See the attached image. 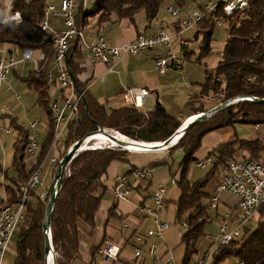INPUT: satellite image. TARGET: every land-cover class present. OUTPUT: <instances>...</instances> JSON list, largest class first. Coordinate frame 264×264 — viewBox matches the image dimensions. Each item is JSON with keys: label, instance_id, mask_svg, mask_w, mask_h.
<instances>
[{"label": "trees", "instance_id": "trees-1", "mask_svg": "<svg viewBox=\"0 0 264 264\" xmlns=\"http://www.w3.org/2000/svg\"><path fill=\"white\" fill-rule=\"evenodd\" d=\"M45 1L14 0L12 11H20L23 23L18 25L0 23V44L15 45L22 51L27 48L35 51L41 49L46 51L51 58L53 37L40 28L44 20ZM168 1L176 5L177 8H182L190 2H196V0H94L93 7L87 10L86 6L81 4L75 16L77 21L89 32L100 34L96 31V27H101L105 21L125 18L134 22L137 12H143L146 20L152 22L156 19L158 8ZM248 9L245 18L238 12L233 16H220L221 21L227 25L222 56L210 71H206L205 80L200 87L199 95L201 97L220 94L222 95L220 103L227 99L238 98V96L264 98V0H251ZM94 18L96 21L93 23ZM213 20L210 14L206 19L196 23L194 38L196 39L198 35L201 37L198 59L210 53L211 34L216 26ZM175 22L177 24L179 21ZM80 49L83 50L79 44H73L69 51L72 58L69 60L68 67L76 77L79 69H77L78 64L75 58L80 56ZM46 76L47 70L38 72L29 70L28 75L22 80L24 84L36 90V97H38L36 104L43 106L49 114V129L44 134L45 137L41 143L40 160L50 150L55 128L49 109L52 96L49 93L50 87L46 82ZM79 83L84 90L81 82ZM84 95L88 102L89 113L86 112V108L81 102L79 104L80 120L72 121L64 133L63 140L61 139V142L65 143V151L62 156L86 132L94 131L99 127L114 130L132 140L147 143L160 142L170 138L175 130L183 124L182 120L170 117L160 104H155L156 106L151 111L144 113L133 106L108 107L91 98L86 91H84ZM194 111V114H197L198 109ZM8 118H10L11 128L17 131L11 159V167L16 172V176L12 178L9 176L10 172H6L5 177L11 181L7 185L16 196L17 190L14 189V186L20 182H27L33 171L28 169L26 163L28 156L25 150L30 130L18 124V118L11 116ZM263 122L264 103L239 100L238 103L227 105L222 110L213 113L210 118H204L189 127L170 148V152L176 148H181L183 151V159L178 167L179 177L176 180L181 193L175 207L176 219L184 218L185 224L184 232L181 234V241L185 245L183 264H192L190 263L191 259L197 252L196 243L204 235L206 206L210 200L205 191L208 179L215 175L218 167L223 166L227 159H235L233 153L240 148L249 150L250 156L247 157L249 159H258L261 148V142L257 138L253 142L234 139L227 141L226 144H219L207 154L213 160L208 174L202 179L189 181L186 176L187 168L194 160L193 153L200 148V140L205 134L213 132L217 128L235 126L239 123L252 125ZM127 152L112 147L95 148L82 151L71 160L69 174L64 176L54 211L51 212V240L54 252L60 255L58 264H72L79 258V224L85 222L94 227L97 210L107 191L104 184L107 170L112 162L119 161ZM36 194L37 192L31 189L23 212L24 219L17 228L18 233H16L14 241L15 264H45L42 225L47 204L39 199V193ZM95 251L92 250V254ZM231 257H234L240 264H264V221L258 222L253 231L243 227L240 237L232 239L227 245H219L211 262L218 264L224 259H231Z\"/></svg>", "mask_w": 264, "mask_h": 264}, {"label": "crops", "instance_id": "crops-1", "mask_svg": "<svg viewBox=\"0 0 264 264\" xmlns=\"http://www.w3.org/2000/svg\"><path fill=\"white\" fill-rule=\"evenodd\" d=\"M47 1L54 3L57 6L60 4V0ZM51 17L52 26L55 29L63 31L64 24L62 18L54 15H51ZM95 21L96 19L92 22L94 23ZM176 27L180 28V25H178V23L176 24V22H173L172 25H167L162 19L159 20L157 17L154 21L148 22L143 12H137L134 22L121 18L116 21H105L101 27H96V31L102 36L104 35L106 40L113 42V44L130 43L137 34L144 33L146 35H155L161 30L171 33V49L179 59H181V67L171 68V72L166 70L163 73L155 69L154 62H156L158 58L165 56L167 53L165 46H158L155 49L144 50V52L138 55L122 53L115 62L109 61L108 63H102L101 61L93 62L90 60L86 52L80 49V56L75 58L78 64L77 69H79L78 76H75V79L81 82L84 87V90H82L83 93L86 91L91 98L96 99L102 104L108 107L118 108L122 105L127 106V104L124 103L121 93L124 89L146 88L149 94L143 98L140 104L134 105L133 107L146 113L147 111H151L154 106H156L155 104H160L168 112L170 117L182 120V122H186V120L191 117L204 112L202 111L203 109L206 111L212 110V108L219 104L220 96H202L207 97L208 100H206V104L210 105L208 106L209 108H203V104L199 102L201 97H198V95L201 92L200 87L205 80L207 70L198 71L193 64L185 63V61H187L186 59H190L189 53L186 51V47L189 45V40L188 38L183 37L185 31H180V29L177 30ZM86 31L88 34H96L94 32H89L87 29ZM0 46L4 50V57H10L12 50L17 48L14 47V45L10 46L7 44H0ZM174 46H176V48H174ZM177 48L184 51L182 56H180ZM7 53L8 55H6ZM69 54L70 56L72 55L71 53ZM31 62L34 63L33 60ZM184 64H187L185 68H183ZM54 65L55 62L51 57L45 70H47V72L48 70L51 73L53 72L56 77L58 72L54 69ZM12 68H14V66H12ZM173 69L184 70L180 72L174 71ZM30 70H34V68H31ZM24 78L25 77H23L22 80ZM9 80L10 79L7 80L8 84L5 83L2 87L0 101L2 103L12 104L13 97L15 96H6L9 93V86L11 87ZM189 84L200 86L198 95L192 96L190 94L189 89L191 86L189 87ZM177 85H184V93L187 94L186 98L181 99L180 101L178 100V96L174 94V88ZM49 87L52 101L53 99L61 100L65 97L67 90L62 91L56 82H52ZM18 98H20V96ZM167 99H173V104H167ZM193 101L197 103L193 104ZM195 109H198L197 114H194ZM8 117L9 115H5V117L1 119V122L3 123V119ZM11 117L19 119L18 115L14 116V113ZM8 120H10V118H8ZM17 123L19 122L17 121ZM3 125L10 126V124L4 123ZM30 131H32V129H30ZM16 132L17 131L14 129L13 133L4 135L5 146L2 154H0V173L2 169L5 168L6 172H10L9 176L12 178L16 176V172L11 167V159L13 156L12 147L16 141ZM12 135L14 137V142L7 151L6 142L9 138L13 139ZM41 136L42 143L45 136ZM255 138L257 137L249 134L241 127L236 129V126H226L225 128L214 129L213 132H208L200 140L201 145L199 150L193 153V161L196 162L204 159L216 146L219 144H226L227 141L242 139L253 142ZM174 145L175 142L169 145L167 144V146L163 147L161 150L149 151H131L122 148L123 150L128 151L127 154L119 161L116 160L112 162L107 170L106 177H104V184L105 187H107V191L101 199L102 202L100 208L97 210L94 227L89 226L85 222L79 224V258L72 264H183L182 260H184L185 257V245L181 241V234L185 229V226L183 225L184 218L176 219L175 215V207L177 206L181 193L180 188L176 184V180L179 177L178 167L183 159V151L181 148H176L174 151L170 152V148ZM51 152L50 149L41 160L37 157L34 162L33 158L28 157L26 159L28 169H31L36 162L39 163V165L44 166L43 171L46 170L45 173H49L52 166L47 158L48 154H51ZM233 156L236 160L241 161V159H246L250 156L249 150L247 148H240V150L233 153ZM258 156L259 158H263L261 154H258ZM212 164L213 160L210 165L208 164L201 168L205 170L204 173L201 174H197V172L194 173L193 169V171L188 170V167L186 174L187 178H189V181L202 179L208 174V169ZM141 166L150 167V171L152 172L151 178L148 181L140 180L135 182L133 195L127 199H113V197H111V188L116 175H127L129 174V171ZM217 171L211 179H208L205 187V191L209 198H212V195L218 196V202L214 209H210L206 206L207 214L205 223H214L216 228L219 229V219H221L223 215L231 213L232 217L229 220L230 222L228 221L230 230L233 227V218L238 211V208H236V205H238V199L234 195L217 190ZM10 182L9 178H5L6 188L13 191L8 187ZM162 187L165 189L163 194V208L157 209L152 194L156 189ZM142 206L157 211L161 222L167 224L164 232L159 237L155 234H152L149 237L145 236L148 231L156 230V225L153 216H147L145 212L141 211L140 208ZM256 215L259 219L261 218V220L264 221V207L260 206ZM180 221L182 225L179 224ZM135 232L143 233V239L139 243L141 256L138 259L134 257L133 248H135V245L130 241L131 235ZM210 233L211 232L209 231L206 235ZM109 242L118 244L120 249L118 259L107 263L100 253V249ZM92 250H96L95 253L92 254ZM201 258V255L197 254L195 258L192 259L191 263L195 264V260Z\"/></svg>", "mask_w": 264, "mask_h": 264}, {"label": "built area", "instance_id": "built-area-1", "mask_svg": "<svg viewBox=\"0 0 264 264\" xmlns=\"http://www.w3.org/2000/svg\"><path fill=\"white\" fill-rule=\"evenodd\" d=\"M2 6L0 7V21L2 23H13L15 25L22 24L23 18H21L20 11L12 12V2L14 0H0ZM251 0H207L201 2L196 0L197 7L192 11H188L182 19H178V25H180V31L185 28H194L195 23L206 19L208 15L212 14L213 23L221 26V16H233L236 12L245 16L247 15L248 8ZM86 4V0H83ZM59 6L54 3L45 1V13L43 15L44 20L40 26L41 30L46 31L52 35V51L51 56L55 62L54 69L57 70L58 75L55 77L53 72H47L46 82L51 85L52 82H56L62 91H66V95L61 100L53 99L49 105V109L53 115V123L55 125L53 136V145L57 140L64 136V132L71 123L72 119L79 116L80 108L79 104L82 102V95L77 93L75 83L72 81L71 69L68 67L67 55L71 50L72 45L79 46L86 52L90 60L93 62L101 61L102 63H108L109 61L115 62L122 53L131 55H138L144 52V50L155 49L158 46L166 47V55L160 57L154 62L155 69L161 73L171 68L181 67V59L172 51L171 47V33H167L164 30L159 31L155 35L138 34L134 37L130 43L113 44V42L107 41L105 36L100 34H88L86 29L77 21L75 12L81 4L79 0H60ZM167 12L173 16H177V9L169 5L166 9ZM60 16L63 20V31L55 29L52 26V17ZM19 49L12 50L9 58H5L4 50L0 46V93L3 84L8 83L12 66L18 65L21 61L33 60L35 63L34 70H45L46 65L49 64L50 56L46 51L39 49L27 48L22 53V59L16 58V53ZM9 75V76H8ZM11 88V87H10ZM124 103L127 106H134L140 104L145 96L149 94L148 90L140 88L124 89L122 92ZM19 97V95H17ZM247 98V100L257 98L255 96H238V98L230 99L229 103H236L240 99ZM228 104V103H227ZM10 103H2L0 101V116L2 114H12ZM30 127L32 131L29 134L28 144L25 148L27 156L33 158V162L36 161L40 153L41 136L40 129L43 124L39 121H31ZM259 125L264 126V123H256L254 125L257 128ZM11 133L9 126L0 124V154H2L5 140L4 135ZM52 145V147H53ZM110 146L103 147L101 145L85 147L84 149L95 148H108ZM53 150V149H52ZM27 157V158H28ZM211 164L210 157L195 162L196 168L201 169L206 165ZM36 165V166H35ZM35 165L31 167L33 170L29 175V180L26 182H20L14 187L16 196L13 191L6 188L5 185V168L0 173V264H3L6 252L10 250L12 246V239L16 234V229L24 219L23 212L26 207L27 199L29 198L30 189L40 184L42 172V166L35 162ZM217 171V190L226 192L237 197L238 199V211L233 218L235 222L234 228L229 230L230 214L223 215L219 219V229L215 236L207 235L211 241V245L208 251L201 259H197L196 264H211V259L217 253V247L221 244H228L234 239L241 231L244 225L253 218L257 213L260 205L264 206V159H228L225 166H221ZM152 176V172L149 167H136L127 175L116 176L111 188V197L118 200L127 199L133 195L134 184L137 181H148ZM165 189L159 188L154 191L152 198L157 209L163 208V194ZM207 207L214 209L218 202V196L212 195ZM141 211L145 212L147 216H153L156 230L147 232L146 236L152 234L158 235V237L164 232L167 224L162 223L157 211L149 209V207L142 206ZM142 233L137 232L131 235L130 241L133 242L135 248L133 250L136 258L141 256L139 249V243L142 241ZM120 246L114 242L109 243L101 250L104 258L107 262L117 259L119 256ZM240 264V263H239Z\"/></svg>", "mask_w": 264, "mask_h": 264}, {"label": "rangeland", "instance_id": "rangeland-1", "mask_svg": "<svg viewBox=\"0 0 264 264\" xmlns=\"http://www.w3.org/2000/svg\"><path fill=\"white\" fill-rule=\"evenodd\" d=\"M205 1H207V0H201V2H205ZM86 2H87V5L85 7L86 10L89 9V8H92L93 5H94V3H95L94 0H88ZM169 2L170 1H168L165 4L163 3L160 6V8H158L157 16H156L159 20L162 19L167 25H169V24L172 25V23L175 22V21H177V19H182L188 11H190V10L192 11L193 9H195V7H197V3L196 2L195 3H191L190 2V3H188L187 5H185L182 8H177L176 5H174L173 3H169ZM80 5H79V7H80ZM169 5L173 6L174 9L175 8L177 9V12H178L177 16H173V15H171V13H169V12L166 11V9H167V7ZM79 7L77 8L76 11H78ZM75 15H76V12H75ZM216 15L218 17L221 16L220 14L219 15L216 14ZM225 17H227V16H225ZM221 23H222L221 26L216 25L214 27L213 33L211 34L212 39L210 41V47H209L210 53L207 54V55L201 56L199 59H198V57L200 55L199 47L201 46V37H200V35H198L197 38L195 39L194 38V34H196V30H195V28H192V27L191 28H185L183 30V31H185L184 34H183V37L188 38V40H189V45H188V47H186V51L189 53V56H190V59L189 60L186 59L187 61H185V63L193 64L198 69V71H206V70L207 71H210L211 68H213L216 65V61L217 60H220V57L222 56V51H223L222 50V47L224 46V42H225V38H226V33H227V30H226L227 25L225 23H223L222 21H221ZM14 47H17V46L14 45ZM171 47H172V39H171ZM174 48H176V46H174ZM17 49H18V47H17ZM177 51H179L180 56H182L183 53H184V51L180 50L179 48H177ZM22 53H23V51L20 49V51L18 53H16V58L23 60ZM6 55H8V53ZM68 55H69V53H68ZM5 58H9V57H6L5 56ZM67 59H68V57H67ZM31 61L32 60H25V62H23V63L21 62L20 64L14 66V68L11 69V74H10V76L9 75L8 76H9V79H10L9 80L10 81L9 83H10L12 89H10V86H9V90H8L9 93L6 96L12 97L14 95L16 97V95L19 94L20 98L13 97L14 99H13L12 104H11V106H12L11 109H12V111L14 113V116L15 115H18V117H19V119H18V122L19 123L18 124H21L22 126L28 128L30 130L31 127H30V124L29 123L31 121H34V120L39 121V122H41L43 124L42 128L40 129V136L41 135L44 136V134L46 132H48L47 130L49 129V123H48L49 122L48 121L49 114H48L47 110L44 109L43 106H39V105L36 104L37 103V98H38V97H36V90L34 88H30L27 84H24L22 82V78L25 77V75L28 74V72H29V70L31 68H34L33 67L34 66V63L31 62ZM67 63L69 64V61H67ZM186 65L187 64H184V67L183 68H185ZM173 70L174 71H180L181 72L184 69L183 70L182 69L181 70L180 69H173ZM171 71L169 69V72H171ZM6 84H8V83H6ZM3 86H4V84H3ZM189 87H190V89H189L190 90V94L192 96L198 95V93L200 91L199 90V87H200L199 85L189 84ZM174 90H175L174 91V94H176L178 96V100L179 101L181 99H185L186 98L187 94L184 93V85H181V86L180 85H177L174 88ZM215 96H217V97L220 96V99L222 98V95H220V94L215 95ZM198 97H201V96L198 95ZM201 99H203V100H201ZM262 99H264V98H262ZM206 100H208L207 97H201L200 100H199V102L201 104H203V107L204 108H207L208 106H210V105L206 104ZM227 100L230 101V99H227ZM227 100H226V103H228L227 105L233 104V103H229V101H227ZM240 100H247V98L240 99ZM247 101L248 102H252L253 99H251V101L250 100H247ZM166 102H167V104L172 105L173 104V99L172 100H168L167 99ZM253 102H255V101H253ZM195 103H197V102H194L193 104H195ZM236 103H238V102H236ZM236 103H234V104H236ZM257 103H259V102H257ZM4 104H6V103H4ZM196 105H198V104H196ZM12 114H10V113H8V114H2L0 116V124L2 123L1 122V119L3 117H5V115L11 116ZM80 117H81V114H79L78 119L77 118L72 119L70 122L75 121V120L76 121H79L80 120ZM3 123L4 124H9L8 118H4L3 119ZM184 123L185 122H183V124ZM183 124H181L180 127H182ZM255 124L248 125V124L239 123V124H236L235 126H236V129L239 128V127H241L243 129H245L249 134L254 135V136L257 137V139L261 142V148H260L259 154H261V156L263 157L262 158V160H263L264 159V126L259 125L257 128H255L254 127ZM9 128L11 129V133H13V129L10 126H9ZM67 129H68V127H67ZM108 130L111 133H113V131H114V130L111 131L110 129H108ZM30 132H29V134H30ZM181 136H183V135H181ZM12 137H13V135H12ZM63 137L61 138L62 140H63ZM61 139L57 140L54 145L52 143L53 147H52V145L50 146V149H51L52 152H51V154L50 153L48 154V158L47 159L51 163V166H52L51 167V171L49 173L48 172L45 173L46 170L43 171L44 166H42V171L43 172H40V177H41L40 184H38L35 187L31 188V189H33V190H35L37 192L36 195H38V193H39V196H40L39 199H41L44 202H46V204L48 203L47 202V199L49 198V194H50V190H51L50 187H51V185H53V181H54V176L53 175H54V172L56 171V169H57V167L59 165V160L61 158H63V156H62L63 151H65V149H64L65 148L64 147L65 143L64 142H61ZM4 140H5V138H4ZM93 141H95V139ZM13 142H14V137H13V139L9 138V140H7V142H6L7 143V146H6L7 151H8V149H10V147L13 144ZM93 144H91V145L89 144V146L90 147L92 146L94 148L95 146H98V145H101L103 147H106L108 145V146H110L109 148H111V147H114L116 149H122V148H124L122 146L120 148L119 145H116V144H113V143L112 144H108V143L107 144H103V143H97L96 142V143H93ZM41 145H40V150H41ZM84 148L85 147H83L81 149V151L76 156H78L82 151L88 150V149H84ZM41 152H42V150L40 151L38 158L40 157ZM26 154H27V152H26ZM206 157H209V156L206 155ZM259 159H261V158H259ZM227 160H226V162H225V164L223 166L226 165ZM211 163H212V159H211ZM141 167H143V166H141ZM148 167H146V168H148ZM188 167H189L188 170H192L193 169L194 170V173L197 172V174L198 173H200V174L201 173H204V171H205L204 169H201V170L196 169V166H195V162L194 161H191ZM219 167H221V166H219ZM149 169H150V167H149ZM69 170H70V165H69L68 170L64 173V176H66V175L69 174ZM131 171H129V172H131ZM13 173H15V172H13ZM41 173H42V175H41ZM31 189H30V191H31ZM29 196H30V194H29ZM113 199H116V198H113ZM260 206H263V205H260ZM260 206H259V208H260ZM46 207H47V205H46ZM236 208H237V206H236ZM257 213H258V210H257ZM229 214H230V218H231L232 217L231 216V213H229ZM256 214H255V216L253 218H250V220H248V222H247L248 224L246 223L247 225L246 224L244 225V227L246 226L248 230L253 231L254 229H256V226H257L258 222H263V220H261V218L259 219ZM229 220L230 219H228V221ZM232 222H233V227L232 228H234L235 222L234 221H232ZM179 224L182 225L181 221H180ZM183 225L185 226L184 223H183ZM16 230H17L16 233H18V229H16ZM242 230H243V228L241 229V231L239 232V234H237V236L235 238L240 237V234H241ZM209 231L211 232L210 233L211 235L215 236L217 234V232H218V228H216V225L214 223L211 224V222H207V224L205 226V229H204V235H203V237L201 239H198V241L196 243L195 248H196L197 252L193 255L192 259H194L197 254H199V255H201V257H203L204 254L208 251V248L211 245V241H210L209 237L207 236L209 234L206 235V233L209 232ZM147 237H149V236H147ZM15 239H16V234L14 236V239H12V243H11L12 246L10 247V250L8 252H6V255H5V259H4L3 264H15V257H14V252L16 251L15 243H14ZM51 242H52V240H51ZM109 243H111V242H109ZM109 243H106V245H108ZM221 245H223V244H221ZM225 245H227V244H225ZM105 246L102 249H104ZM102 249H100V253H101V250ZM217 249H218V247H217ZM133 250H134V248H133ZM54 251H55V249H54ZM101 254H102L103 258H104L103 253H101ZM55 255H56V258H57L56 260H57V263H58V259H59L60 255H57V253H55ZM138 258H136V259H138ZM117 259H118V257H117ZM192 259H191V261H192ZM114 260H116V259H114ZM196 261L197 260H195V262ZM211 261H212V259H211ZM211 264H213V262H211ZM218 264H239V263H238V261L234 257H231V259H227V260L224 259L223 261L219 262Z\"/></svg>", "mask_w": 264, "mask_h": 264}, {"label": "water", "instance_id": "water-1", "mask_svg": "<svg viewBox=\"0 0 264 264\" xmlns=\"http://www.w3.org/2000/svg\"><path fill=\"white\" fill-rule=\"evenodd\" d=\"M70 58L71 56L69 54L67 61H69ZM71 77H72L71 78L72 81L75 83V87L78 90L77 91L78 94L82 95L83 106L86 108V112L89 113V108L87 107L88 102H87L86 96L84 95L82 91L83 89L81 88L80 84L75 79L76 77H75V74L72 72V70H71ZM253 101L259 102L261 104L264 103V99H260V98H253ZM226 106H227V103L225 101L223 103H219L217 106L212 108V110L210 111L207 110V111L197 114L196 116H193L192 118L186 120L185 124H183L182 127H178L170 138L168 137L167 139L160 141L155 145H158L157 148H161V146L165 147L167 146V144L169 145L170 141H172L173 138H175V136L179 137L183 135L189 127L198 123L204 118H210L213 113L217 112L220 109L222 110ZM96 134H104L106 136L108 135L109 137L114 138L116 142H118L117 139L115 138L114 133L105 131L103 127H99L98 129H95L94 131H91V132L88 131L84 134L83 137H81L79 141H76L74 144L70 146V149L68 150L67 154L59 160V165L56 171L54 172V175H53L54 181H53V185H51L50 187L51 190H50L49 198L47 199L48 203H47L46 211L44 212L45 217H44V223L42 225L43 235H44L43 240L45 242V251H44L45 264H48L49 262L50 252L51 251L54 252V245H53V242H51L52 230L50 229V224L52 223L51 212L54 211V207L56 205V198L60 194V191H61L60 187H61V184L63 183L64 173L68 170L69 165L71 163L70 161L73 159V157H75L81 151L82 144L85 143L89 138L93 139L94 135L96 136ZM54 262L55 264H58L56 258L54 259Z\"/></svg>", "mask_w": 264, "mask_h": 264}, {"label": "bare ground", "instance_id": "bare-ground-1", "mask_svg": "<svg viewBox=\"0 0 264 264\" xmlns=\"http://www.w3.org/2000/svg\"><path fill=\"white\" fill-rule=\"evenodd\" d=\"M79 2H81V4L83 6L86 5V4H84L83 0H80ZM1 4H2V2L0 1V7L2 6ZM0 14H2L1 11H0ZM0 23H2V22L0 21ZM3 24H6V23H3ZM216 25H218V24H216ZM105 131L110 132L108 129H105ZM111 131H113V130H111ZM113 133H114L115 138L117 139L118 142H116V140H114V138L109 137L108 135L106 136L104 134H96V136L94 135L93 139L89 138L85 143H83L81 148L89 147V144L91 145V144L97 142V143H103V144H107V143L108 144H112L113 143V144H116V145L124 147L123 149H129L131 151H143V150L149 151V150H161V149H163V146H161V148H157L158 145H155V144H157L156 142H147V143H145V142H142V141L132 140L129 137H127L125 135H122L121 133H117L115 131H113ZM180 137L181 136H179V137L175 136V138H173V140L170 141V144L176 142L177 140H179ZM94 139H95V141H93ZM112 148H114V147H112ZM49 255H50V257H49L48 264H55L54 259L56 258V255L54 254L53 251H51Z\"/></svg>", "mask_w": 264, "mask_h": 264}]
</instances>
